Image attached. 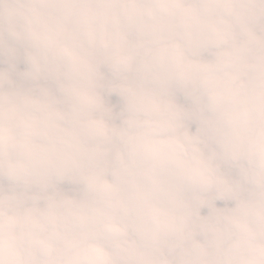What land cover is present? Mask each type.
Instances as JSON below:
<instances>
[{"label": "clouds", "instance_id": "obj_1", "mask_svg": "<svg viewBox=\"0 0 264 264\" xmlns=\"http://www.w3.org/2000/svg\"><path fill=\"white\" fill-rule=\"evenodd\" d=\"M0 264H264V0H0Z\"/></svg>", "mask_w": 264, "mask_h": 264}]
</instances>
